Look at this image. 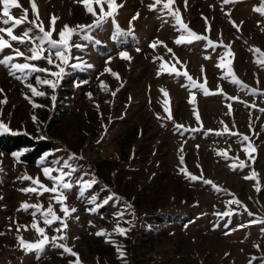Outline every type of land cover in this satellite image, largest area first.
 I'll return each instance as SVG.
<instances>
[{
    "label": "rangeland",
    "instance_id": "obj_1",
    "mask_svg": "<svg viewBox=\"0 0 264 264\" xmlns=\"http://www.w3.org/2000/svg\"><path fill=\"white\" fill-rule=\"evenodd\" d=\"M4 134L0 264H264V0H0Z\"/></svg>",
    "mask_w": 264,
    "mask_h": 264
},
{
    "label": "trees",
    "instance_id": "obj_2",
    "mask_svg": "<svg viewBox=\"0 0 264 264\" xmlns=\"http://www.w3.org/2000/svg\"><path fill=\"white\" fill-rule=\"evenodd\" d=\"M18 148H28L27 151L19 156L24 162L31 163L43 151L48 149L45 141H34L24 134L0 135V149L4 151H12Z\"/></svg>",
    "mask_w": 264,
    "mask_h": 264
},
{
    "label": "crops",
    "instance_id": "obj_3",
    "mask_svg": "<svg viewBox=\"0 0 264 264\" xmlns=\"http://www.w3.org/2000/svg\"><path fill=\"white\" fill-rule=\"evenodd\" d=\"M65 215H66V214H65ZM76 215H77V214H76ZM66 216H68V214H67ZM66 216H65V217H66ZM69 216H70V215H69ZM68 220H70V221H69V224H70V222H71V216L68 218ZM63 226L66 227V224H63Z\"/></svg>",
    "mask_w": 264,
    "mask_h": 264
}]
</instances>
